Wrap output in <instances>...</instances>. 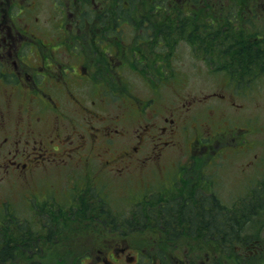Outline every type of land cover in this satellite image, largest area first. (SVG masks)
<instances>
[{"label":"rangeland","instance_id":"rangeland-1","mask_svg":"<svg viewBox=\"0 0 264 264\" xmlns=\"http://www.w3.org/2000/svg\"><path fill=\"white\" fill-rule=\"evenodd\" d=\"M11 1H4L7 15H0V21L8 26L12 35H17V30H20L25 37L21 40L27 43L18 55L20 61L17 60L13 79L20 78V75L26 78L36 72L25 61L38 63L40 66L48 63L53 78H61L59 72L64 70L65 75L70 78L67 79L73 82L70 86L72 85V89L75 88V95L82 98L83 103L96 113V117L95 121H89V125L80 123L79 121L82 120L79 118L82 116L80 106L68 100L71 95L58 93L59 97L55 98L53 87L46 85V89L54 95L56 100L54 104H61V108L56 109L55 112L43 111L41 120L35 119L31 114L28 118L29 128L19 132L22 136L21 149L28 146L29 150L34 151L36 145L35 150L44 151V155L47 156L39 161L40 164L34 162L33 168L26 170L25 176L22 173L9 174L5 179L6 183L0 189V233H3L4 229L7 230L9 237L12 238L11 247L15 253L17 252V256L13 253L14 258L5 264H35L32 262L33 258L37 260V264H64L65 261L60 259L63 254L68 257L67 264H83L87 257L78 259L77 254L69 255L65 250L69 244L78 248V244L83 243L88 250L96 252L100 244L99 235L102 234L105 226H97L98 223L95 221L103 218L104 223H108L106 217L117 221L126 220L128 215H134L138 210L144 208L145 212L148 211L145 206L149 205V201L145 200V197L151 199L160 191L143 188L150 187V183L154 184L181 168L188 170L191 181L199 180V172L201 173L199 186L202 188L195 189L198 192L197 199L216 194L225 202H233L248 194L247 203L249 202L253 195L250 192L256 189L248 188L247 181L251 179L250 185L254 186L253 182L264 178V148L259 142L261 140L264 143V78L237 89L228 81L225 74L211 72L204 60L194 58L189 46L181 43L173 56L176 59L172 61L173 70L178 71L177 76L180 79L171 77L159 88H154V85L150 84L152 81L150 75L143 73L140 65L135 62V52L132 47L123 45L117 51V54L126 61L131 60L127 62L128 64L113 67L108 62H103L106 61L103 54L111 55L112 52L108 47L105 48L106 51L100 50L94 39L102 30L99 27L100 16L109 1L72 0L74 3L72 10H76L73 15L69 12V6H65L70 0ZM84 2L88 5L91 20L74 23L79 13L76 5ZM62 10L66 13L67 20L74 23L73 29H70L71 26L67 28L70 29L69 34L74 40L70 49L64 48L63 37L59 36L66 29V27L64 29V21L68 22L61 18ZM60 25L61 28L58 27ZM76 25L81 29H76ZM120 28L128 42H134L136 36L140 37L141 31L136 29L133 21L131 26L123 24ZM262 28H264L263 16L258 18L256 27L252 29L260 31ZM109 32L104 31L101 37L108 43H113L115 38ZM39 37L47 38L56 44L50 48L56 51L53 59L49 53L44 55L49 59L36 57L38 54L34 50L32 52L36 54L35 56L29 53V44L37 41ZM39 44L40 40H38ZM38 51L40 52L39 47ZM41 53L43 54L44 51L41 50ZM55 58H58L60 64H53ZM64 62H68L65 68L57 69ZM82 63L85 64L84 71ZM86 72L91 79L85 81ZM101 74L107 77L109 85L121 92L120 96L114 94L113 89L103 91L102 79L105 77ZM81 81L86 82L83 83V87L74 86ZM209 94L210 96H206ZM196 97L198 98L192 100ZM0 110V121L1 116L4 115L9 122L8 125L5 124L0 128V140L2 134H10L6 151L11 149L12 153L8 155L14 157L17 149L15 141L19 134L15 138L12 135L19 133L17 130L20 129L15 122L24 111L16 107V103H10L7 98H0ZM166 117L169 121H166ZM76 118V123H73ZM171 118L173 122H170ZM146 126L150 127L148 132L145 130ZM162 126H165V129H162ZM244 127L256 130L245 131ZM110 130L113 132V143L107 138ZM70 132L85 134L88 132L98 134L99 137L97 142L90 138L84 149L72 153L73 158L67 156L66 148L70 144L76 145L72 149L73 152L78 148V144L74 141L67 142ZM245 132H250L248 136L261 145H257V148L251 152L235 154L233 151L236 144L231 143L239 133H241L239 139H245ZM61 134L63 136H60ZM216 134L219 139L215 137V144L212 146V138ZM220 134L229 137L220 138ZM31 135L36 136L35 143ZM143 136H145L144 145L133 149L139 137ZM202 136L206 137L200 140V143L197 142ZM75 138L81 139L78 135H75ZM156 140L157 142L152 144ZM165 141L170 144L164 145L162 150ZM221 144L230 145L232 148L228 152L225 150L218 153L216 157V150L221 149ZM205 147L212 148L203 154L207 150ZM155 150L158 152L162 150L160 158L153 156ZM19 158L20 156H17L15 160L19 161ZM252 159L254 162L251 163ZM180 177H183V172ZM75 183L82 188L78 189ZM213 184H215L214 188H212ZM91 185L93 186L90 187ZM95 186L101 188L96 189L98 190L96 196L91 193ZM136 191L146 195L143 198V194H139L136 198ZM141 198L143 200H140ZM36 201H43L45 206L39 204L35 207L33 203ZM200 202L193 208L198 215V220L195 219L197 226L203 223V219L205 221L210 219V217L201 218L203 215L200 207L203 206L205 211L207 206ZM68 203L70 204L66 207ZM44 212L49 213L53 221L49 224V229L55 233L51 239L54 247L53 250L44 247L46 252L43 256L40 253L39 257H34L30 249L35 247L38 238L32 240V247L27 249L20 245L19 240L30 226L45 227L46 222L42 219L49 216L42 214ZM33 218L36 223H33ZM178 228L182 231L184 227ZM113 230L118 232L117 227ZM136 233L137 238L131 239L133 247H130V255L139 257L140 263L144 260V263L149 261L146 264H156L151 263L149 258L160 257L163 250L157 246L154 247V251L144 247L138 248L139 241H143L141 234L146 232L138 228ZM244 233L261 236L254 239H260L264 247V207L244 221ZM164 237V247L168 251L174 253V248L169 244L180 247L182 251H177V255L187 254L183 258L192 263L194 261L201 263L205 260V263L214 264V257H221L227 264H233L237 259L223 258L224 251L219 243L205 242L202 238L188 242L184 239L185 235L182 238L168 234ZM194 243L203 247L194 246ZM0 244H3L2 247L5 246V242ZM41 246L43 247V244ZM248 248H243L241 251L242 254H247V264H264V249L259 257H249L248 253H251L249 250H252L253 246ZM200 249L205 250L204 252L208 251L204 253L205 257L199 256ZM236 252V248L229 250L232 254ZM237 263L245 264V260Z\"/></svg>","mask_w":264,"mask_h":264},{"label":"trees","instance_id":"trees-1","mask_svg":"<svg viewBox=\"0 0 264 264\" xmlns=\"http://www.w3.org/2000/svg\"><path fill=\"white\" fill-rule=\"evenodd\" d=\"M118 5L124 14L120 18L123 21L135 22L136 29L142 30L140 37H134V42L125 40L124 32L120 30L119 45L132 47L135 52V62L140 65L143 73L150 75L151 80L158 79V76L163 79L166 75L175 76L172 65L168 66L167 62L174 53L175 43L179 42L188 43L192 48V54L205 60L211 72L225 74L228 81L238 88L263 80L264 28L260 31L252 28L256 27L258 18L264 17V0H119ZM106 8L113 9V6ZM133 12H137L140 18L133 17ZM105 19L108 18H102V21L104 22ZM114 20L117 19L114 18ZM114 20L112 19L111 26H114L115 22L118 24V20ZM70 38H66V44L72 47V42H69ZM145 40L149 43L152 41V45L155 42L159 44L157 49H153L149 44L150 53L153 55L151 62H148L145 56L147 48L142 44ZM123 64H125L124 59H122ZM183 169L176 170L164 178L165 180L150 183V187L143 188L149 191L156 189L160 192L154 197L150 196L151 199L145 197V200L149 201V205L145 206L148 211L145 212L143 208L134 215L127 216L128 229L136 228L138 232V228H141L146 232L141 234L143 241H139L138 248L144 247L154 251V247L157 246L163 250L160 257H150L152 263L174 261L176 257L185 253L177 255L176 252L182 250L169 243L174 248V253L168 251L164 247V235L168 234L176 238H182L185 235L184 239L188 242L202 238L205 242L219 243L224 251L223 258L236 257L233 264H238L237 261L242 260H245L247 264V257L238 251L235 254L229 253V250L234 248L237 240L239 244L244 243V245H249L253 241L252 234L246 238H242L240 234L244 221L264 207L263 192L254 193L253 198L242 206H238L241 205L238 202H225L227 205H224L223 200L216 194L197 199L198 192L195 189L202 188L199 186L201 185V173L199 172V183L198 179L191 181L188 170L184 172ZM182 172L183 177H180ZM94 188L101 189L99 186ZM139 194H143V198L146 195V193L136 191V198ZM199 201L207 206L205 211L203 206L200 207L203 215L201 218L210 217V219L207 221L203 219V223L197 226L195 219L198 215L193 208L199 204ZM238 201L244 202L242 199ZM136 204L137 200L135 206ZM153 217L154 220H152ZM179 226L184 227L182 231L179 230ZM211 230L212 234L215 233L214 230L220 234L219 241L206 237ZM196 232L199 235H196ZM9 239L5 242V247L0 250V262L4 264L14 258L13 253L15 252L11 247L12 238ZM194 246L203 247L197 243H194ZM200 250L199 256L204 255L205 257L204 253L208 251ZM215 262V264H227L221 257H217ZM195 264H200V262L195 261Z\"/></svg>","mask_w":264,"mask_h":264},{"label":"flooded vegetation","instance_id":"flooded-vegetation-1","mask_svg":"<svg viewBox=\"0 0 264 264\" xmlns=\"http://www.w3.org/2000/svg\"><path fill=\"white\" fill-rule=\"evenodd\" d=\"M4 1L6 0H0V15L2 16L7 15V10L3 5L5 3ZM17 1L18 0H12L11 2H17ZM18 35L20 38H18ZM23 37L24 35L20 30H17V35H12L8 30V26L5 25L2 21H0V98L9 99L10 103H16V107H20L24 111L25 114L23 113V115L19 118V120L15 122V124L18 125L17 127L20 129L17 131L19 132L22 131L23 129L29 128L30 123L28 122V118L31 116V114L34 115L35 119L41 120V117H43L42 115L43 111L55 112L56 109L61 108V104H57V103L54 104L56 102V100L54 99V95L46 89L47 87L46 85H48L49 87H53L52 90H54L55 92V98L59 97L58 93H63L66 96L70 94L71 96L68 98V100L76 104L78 107L80 106V111L82 113V116H80L79 118L82 120H80L79 122L89 125V121L90 120L93 121V119L96 117V113L83 103L81 97L75 95L76 94L74 92L75 88L72 89V85L70 86V83L73 82L64 78L63 70H60L59 72V75L62 76L61 78L60 77L53 78L50 68L48 69V66H50L48 63H45L43 66H40L38 63H31L25 61V63L36 72L32 73L30 76L29 75L26 76V78L23 75H20V78H16V80L13 79L14 69L17 60L20 61L18 55H20V52L24 49L25 45L27 44L21 40L23 39ZM38 40H40L39 45H38ZM38 40L29 44V53L33 54L34 56L38 54L36 55V57H39L40 59H49L48 57L44 56L47 53H49L53 59V57L56 56V51H52L50 50V48L55 46L56 44L55 43L53 44L51 41H47V38L40 39L39 37ZM38 47L40 48V52L38 51ZM32 50H34L36 54L33 53ZM41 50L44 51L43 54L41 53ZM57 61L58 59L55 58L53 64H55ZM67 63L68 62H64L65 65ZM60 66L61 67H58L57 69H63L62 65ZM38 67L40 69H37ZM84 69L85 68L83 65V71ZM85 78H87L85 79V81L89 80L90 76L86 74ZM85 81L84 82L81 81L77 84H74V86L83 87V83H86ZM171 113L173 114V112ZM76 120L77 118L74 119L73 123H76ZM7 121H8L7 117L2 115L0 121V128L5 124L8 125L9 122ZM166 121H169L167 117H166ZM170 122H173V118L170 119ZM162 129H165V126H162ZM108 133L110 134V132ZM75 135H78L79 137H81V139L75 138ZM9 136H10L9 133L2 134L0 140V189H2L3 185L6 183L5 179L6 177H8L9 174L22 173L25 176L26 170H31L33 168L34 162L40 164L39 161H42V159L47 156L44 155L45 154L44 151L37 152L35 150L36 145L34 146V151L29 150L28 146H24L21 149L20 143L22 141V136L19 132L12 135L14 138L16 136H18V138L15 141V148H17L16 153L14 154V157L13 156L10 157L8 153L9 154L12 153V150L8 149L6 151V147H7L6 144H8ZM31 136L33 137V141L35 143L36 136L35 135H31ZM60 136L63 135L61 134ZM58 137L59 136L57 135V138ZM98 137H99L98 134H90L88 132L87 134L83 132L80 133L70 132L67 137L68 138L67 142H73V141L77 142L78 148L72 152V149H74L76 145L71 146L72 144H70L66 148V153H68L67 156L71 157L72 153H76L84 149L85 146L89 143L90 138L93 139L95 142H97ZM144 137L145 136L139 137L137 144L133 146V149H136L144 145L143 144L145 142L143 139ZM26 141L29 142V140ZM17 156H20L19 161L15 160V157ZM72 157L74 158V156ZM91 193L94 196H96L98 191L92 190ZM87 197H89V195H87ZM33 204L35 207H38L39 204L45 206L43 201L41 202L36 201ZM47 204H49V202H47ZM69 204L70 203H68L66 207H68ZM58 209L61 208L58 207ZM42 214L49 216V217H44L42 219L44 222H46L44 223L45 227L43 225H41L39 228L30 226V229L24 232L22 240L20 242V245L25 247L24 249H27V247L30 248L32 247V240L38 238V242H36L35 247H32L30 249L34 257H39L40 253H42L41 255L43 256V254L46 252V249L44 247L50 248L49 250H53L54 247V243H52L51 239H53L55 233L53 232L52 229H49V224L53 223V221L49 213L44 212ZM23 220L25 221L26 219ZM107 220L108 223L107 222L104 223V219L99 218L98 221L99 225L105 227H103L104 231L102 232V234L99 235L100 244L96 252H92L88 250V248L83 243H79L78 248H74L72 247V245L67 246L66 252L69 253L70 255L76 253L81 257H96L98 259V264H123L124 259H125L124 264H134L135 262L130 263L127 261L129 260L130 255L127 254L124 255L125 246H122L121 242H125L126 240L131 239L132 237H134L135 233L134 232L127 233V228L125 227L119 228L117 226L120 223H126L127 220L121 219L120 221H117L114 218H107L106 221ZM22 222L23 221H20V223ZM27 222L28 221L26 220V223ZM33 223H36L34 218H33ZM111 227L113 229L117 227L118 232L114 231ZM210 238L212 239V234ZM40 244L41 245L43 244V247ZM210 264H212V262H210Z\"/></svg>","mask_w":264,"mask_h":264}]
</instances>
